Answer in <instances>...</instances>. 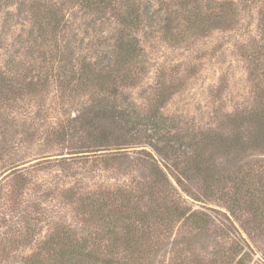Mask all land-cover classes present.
Returning <instances> with one entry per match:
<instances>
[{
    "label": "rangeland",
    "instance_id": "1",
    "mask_svg": "<svg viewBox=\"0 0 264 264\" xmlns=\"http://www.w3.org/2000/svg\"><path fill=\"white\" fill-rule=\"evenodd\" d=\"M15 1L0 0V8L15 11ZM56 1L64 2L60 12L68 23L59 44L68 40L67 50L74 52H67L68 65L77 66L75 58L81 62L107 55L120 29L111 14L92 11L79 0ZM226 1L230 0H150L151 27L137 32L143 64L131 69L137 85L124 89L129 100L145 106L160 87L165 88L171 92L163 108L166 115L184 127L221 133L233 131V114L263 103L258 92L264 88V0H233L234 25L209 28L214 13L225 11ZM24 2L22 14L9 18V26L1 27L0 11V264L47 261L59 246L76 249L85 244L90 249L111 243L118 246L113 258L119 260L124 256L122 242L100 240L99 232L106 231L114 217L104 214L109 210L103 203H111L106 192L113 188L135 187L148 179V170L137 159L142 147L128 148L130 158L122 157L117 164L80 156L60 158L70 155L71 143H62L51 128L75 114L87 97L60 96L53 83L56 63L48 58L56 50L54 41L40 47L28 37L39 20L34 14H44L50 1ZM191 23L195 26L188 29ZM44 49L47 53L42 55ZM255 65L257 77H250ZM35 71L46 78L45 84H9L17 79L23 83L22 76L30 79ZM245 126L242 123L241 136L247 134ZM222 153L216 155L222 173L227 170L232 178L248 171L264 176V146L240 143ZM175 186L186 204L211 216L209 226L201 231L180 230L177 225L170 232L158 228L150 236L135 229L131 244L138 251L127 256L128 264H234L222 255L233 243L245 242L252 257L248 264H264V235L248 238L246 213H241V220L228 211L220 185L211 187L215 193L208 195L201 180L188 185L187 193ZM98 255L104 257L102 252Z\"/></svg>",
    "mask_w": 264,
    "mask_h": 264
},
{
    "label": "trees",
    "instance_id": "2",
    "mask_svg": "<svg viewBox=\"0 0 264 264\" xmlns=\"http://www.w3.org/2000/svg\"><path fill=\"white\" fill-rule=\"evenodd\" d=\"M49 1L51 5L44 14H34L35 19L39 20L30 27L28 37L30 34L32 41L40 47L50 46L54 41L56 50L48 58L56 63L53 83L60 96L68 100L80 94L87 97V102L75 114L62 117L51 128V134L55 133L62 143H71L70 155L60 158L80 156L87 160L117 164L122 157L130 158L128 148L141 146L137 159L148 170V179L136 183L135 187L119 186L106 192L111 203L103 204L109 211L104 207L101 210H105L104 214L108 217H114L106 231L102 229L99 235L100 240L107 237L109 241L122 242L124 256L119 260L113 258L117 253L115 250H118L115 243L90 249L83 244L76 246V249L59 246L54 258L37 260L33 264H128L127 256L138 251L131 244L135 239V229L149 236L151 230L161 228L170 232L176 225L180 230L185 227L204 230L209 226L211 216L186 204L175 183L187 193L188 185L201 180L205 195L214 194L211 187L220 185L221 193L225 195L220 197L228 211L236 219H241V213H246L244 227L248 238L253 241L255 237L264 235L263 174L258 177L248 171L245 175L232 178L229 176L231 172H221L216 158L217 153H229L240 143L264 146V88L258 92L262 104L232 115L233 131L229 133L184 127L176 117L163 112L171 95L165 88L160 87L157 96L145 106L129 100L124 91L125 87L137 85L131 69L143 64L144 53L137 32L143 31L146 26L151 27L153 10L150 0H79L92 11L111 14L120 29L117 36L112 38L107 55L81 62L75 58L77 66H69L66 61L67 52L74 56V52L67 50L69 41H64V46L59 44L64 40L68 27L64 14L60 12L64 2L57 4L56 0ZM15 3V11L0 8L1 27L11 25L9 18L22 14L24 0H16ZM224 5L225 11L218 9L214 13V22L209 28H231L234 25L235 3L230 0ZM193 26L191 23L188 29ZM261 31L264 39V19ZM263 45H260L261 48ZM45 53L44 49L41 54ZM256 66L249 70L250 77H257ZM40 73L35 71L30 79H27L28 75L22 76L23 83H18L20 81L17 79L9 84H45L46 78L41 79ZM242 123L246 124L247 134L244 136L239 133ZM224 182H230L231 186L223 187ZM229 189L231 192H225ZM132 218L133 223L130 222ZM248 249L246 242L245 245L233 243L222 256L235 260L234 264H248L252 262ZM101 252L104 257L98 255Z\"/></svg>",
    "mask_w": 264,
    "mask_h": 264
}]
</instances>
